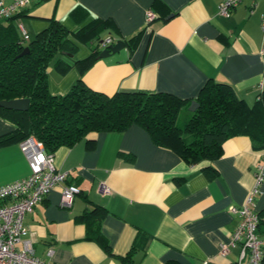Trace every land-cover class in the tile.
<instances>
[{"label": "crops", "instance_id": "0c3cea01", "mask_svg": "<svg viewBox=\"0 0 264 264\" xmlns=\"http://www.w3.org/2000/svg\"><path fill=\"white\" fill-rule=\"evenodd\" d=\"M222 1L31 0L0 26L24 46L51 21L67 30L74 49L56 53L46 70L52 95L71 89L80 76L73 59L86 58L89 44L83 42L94 39L83 33L104 21L109 27L100 36L127 44L84 71L82 81L91 90L108 96L118 90L167 92L192 101L206 83H227L252 105L264 90V0H241L228 17L217 12ZM147 9L156 15L149 23ZM14 130L0 116V186L30 173ZM261 155L247 136H235L223 142L218 159L188 165L137 125L90 133L52 153L56 169L69 175L26 213L22 239L35 256L56 264H236L238 246L225 256L219 249L239 222L229 208L244 202ZM68 183L79 193L63 207L61 190ZM101 183L109 194L99 192ZM94 207L99 210L83 216ZM262 209L264 183L254 199V210ZM259 239L264 243V227Z\"/></svg>", "mask_w": 264, "mask_h": 264}, {"label": "trees", "instance_id": "16d2710c", "mask_svg": "<svg viewBox=\"0 0 264 264\" xmlns=\"http://www.w3.org/2000/svg\"><path fill=\"white\" fill-rule=\"evenodd\" d=\"M104 23L97 21L84 31V37L94 38L83 42L89 44L90 53L84 59H73L80 76L61 96L49 92L46 70L56 53L74 49L67 30L51 21L24 46L7 26H0V100L29 99L26 111L0 108V116L14 125L20 141L33 135L52 154L60 147H72L90 133L123 131L137 125L156 146L175 152L188 165L218 159L223 142L235 136H247L252 149L262 152L259 163L264 161L262 89L255 102L248 105L229 84L208 82L195 98L198 106L189 111L191 100L167 92L118 90L108 96L88 88L82 74L101 51L99 45L104 38L100 33L109 27ZM24 47L28 49L20 55ZM181 113L184 117L179 122ZM98 210L94 207L83 216ZM257 214L259 237L264 209ZM96 236L98 239L100 233Z\"/></svg>", "mask_w": 264, "mask_h": 264}, {"label": "built area", "instance_id": "2783aa9c", "mask_svg": "<svg viewBox=\"0 0 264 264\" xmlns=\"http://www.w3.org/2000/svg\"><path fill=\"white\" fill-rule=\"evenodd\" d=\"M31 0H13L5 4L0 0V20L9 19ZM241 0H223L219 3L217 12L228 17ZM156 17L151 9L145 11L147 23ZM260 28L262 32V46L260 53H264V14L261 16ZM23 39L28 35L23 30ZM115 41L104 38L99 47L106 48ZM19 148L27 160L30 173L28 176L0 186V264H56L44 261L33 254L29 240L26 236L27 228L24 224L26 213L40 203L46 195L56 186L66 181L69 173L56 169L51 153L46 152L44 146L33 135H29L19 143ZM264 183V168L261 163L256 166L254 183L244 202L230 206L231 213L239 217V222L231 233L228 242L220 245L219 253L225 256L229 249L235 246L240 248L236 264H264V243L257 234L259 216L254 210V199L260 193L261 184ZM101 194H109L110 189L105 183L99 186ZM79 188L75 184H65L61 190L60 205L70 207ZM21 242L22 247L16 248ZM51 254V250H48Z\"/></svg>", "mask_w": 264, "mask_h": 264}, {"label": "water", "instance_id": "95a60500", "mask_svg": "<svg viewBox=\"0 0 264 264\" xmlns=\"http://www.w3.org/2000/svg\"><path fill=\"white\" fill-rule=\"evenodd\" d=\"M172 15H168L165 19L170 18ZM125 47V43L123 40H117L113 44L108 45L106 48L101 49L99 54L97 55V59H102L109 57L112 54L119 52L121 49ZM28 47H24L23 51L20 55L26 53ZM71 56V55H69ZM29 99L28 98H19V99H11V100H0V108L13 110V111H26L28 109ZM198 106L195 100L190 101L188 110L194 111Z\"/></svg>", "mask_w": 264, "mask_h": 264}, {"label": "rangeland", "instance_id": "374dc122", "mask_svg": "<svg viewBox=\"0 0 264 264\" xmlns=\"http://www.w3.org/2000/svg\"><path fill=\"white\" fill-rule=\"evenodd\" d=\"M183 117H184V113H181V114L179 115L178 121L181 122L182 119H183Z\"/></svg>", "mask_w": 264, "mask_h": 264}]
</instances>
